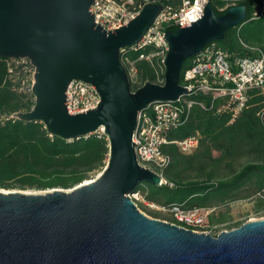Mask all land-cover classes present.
I'll return each mask as SVG.
<instances>
[{
  "label": "water",
  "instance_id": "95a60500",
  "mask_svg": "<svg viewBox=\"0 0 264 264\" xmlns=\"http://www.w3.org/2000/svg\"><path fill=\"white\" fill-rule=\"evenodd\" d=\"M95 0H0V57H29L36 67L35 104L15 116L40 121L72 141L103 130L109 160L94 179L71 190L0 191V264H264V218L217 236L143 213L129 194L163 178L142 166L133 141L138 114L156 100H177L186 61L247 18L246 5L169 29L163 83L133 90L122 51L136 45L163 6L149 3L111 30L90 12ZM74 79L92 83L98 106L70 114L66 91Z\"/></svg>",
  "mask_w": 264,
  "mask_h": 264
},
{
  "label": "built area",
  "instance_id": "2783aa9c",
  "mask_svg": "<svg viewBox=\"0 0 264 264\" xmlns=\"http://www.w3.org/2000/svg\"><path fill=\"white\" fill-rule=\"evenodd\" d=\"M167 1L164 4L160 0H144L140 3L136 0H95L90 12L96 15L97 23L111 30L128 24L147 4H162L163 8L153 26L136 45L124 49L122 53L142 50L139 59L153 61L154 57H158L164 65L169 50L165 37L168 27L190 25L202 18L209 0ZM148 48L150 51L145 52ZM248 51V54L233 59L217 41L208 43L201 52L189 58L190 61L182 69L180 84L188 87V92L177 100H156L139 112L133 135L136 156L142 166L162 176L163 184L168 183L164 171L172 161L164 145L174 143L184 154L192 153L200 145L202 135L199 131L181 139L170 140L168 137L172 131L189 122L195 105L217 116L227 115L230 121H234L250 107L254 96H264V48L250 46ZM6 66V81L11 89L35 101L33 88L36 67L32 60L29 57H7ZM196 95H203L209 101L192 98ZM100 100L97 88L81 79L72 80L66 91L70 114L92 110ZM15 113L6 119H18ZM258 116L264 121V99ZM97 134L101 136L104 132L99 130ZM140 193L136 188L128 196L136 203ZM162 209L171 213L176 219L175 223L180 226L197 232H212L210 219L216 210L214 207L186 208L182 204L171 203Z\"/></svg>",
  "mask_w": 264,
  "mask_h": 264
},
{
  "label": "trees",
  "instance_id": "16d2710c",
  "mask_svg": "<svg viewBox=\"0 0 264 264\" xmlns=\"http://www.w3.org/2000/svg\"><path fill=\"white\" fill-rule=\"evenodd\" d=\"M143 1L136 0L138 3ZM160 1L164 4L168 2ZM210 1L216 14H223L232 7L231 5L221 9L220 1ZM236 5H246L247 18L236 27L228 29L225 37L217 41L233 59L248 54L250 46L264 48V0H239ZM169 29L176 30L178 27L170 26ZM149 51L150 48L145 52ZM142 52V50H128L126 53V57L138 60V82H131L134 90L146 81L163 83L165 79L164 65L156 57L153 61L139 59ZM4 61L5 57H0V112L30 110L35 101L4 85L7 74ZM189 61L190 59L186 63ZM196 98L209 101V98L203 95H196ZM263 99L264 96L261 94L254 96L250 107L245 109L233 123H229L230 117L227 115L217 116L195 105L189 122L172 131L168 136L170 140L181 139L201 130L199 132L210 142L207 154L210 155L212 148H215L224 150L234 158L248 157L250 163L237 172L231 180L218 183L185 182L187 170L185 156L179 152L176 144L171 143L164 145V150L172 158L164 172L168 183L159 186L144 183L142 185L144 190L148 189L151 192V198L163 195L167 202L192 208L202 206L187 207L182 203L192 195L205 196L208 192L213 193L214 196L225 195L252 180H256L258 186L264 187V122L258 116ZM108 157L109 140L104 134L101 136L92 134L89 137L69 141L51 135L40 121L25 122L20 119H10L5 123L0 121V172L16 176L28 174L38 178H43L46 173H53L62 177L64 186L69 187L82 183L94 172L102 169Z\"/></svg>",
  "mask_w": 264,
  "mask_h": 264
},
{
  "label": "rangeland",
  "instance_id": "374dc122",
  "mask_svg": "<svg viewBox=\"0 0 264 264\" xmlns=\"http://www.w3.org/2000/svg\"><path fill=\"white\" fill-rule=\"evenodd\" d=\"M217 1L221 2L220 8L224 9L228 6L236 5L239 0ZM126 53H122V57L124 56L123 62L125 60L124 64L127 66V71L129 73L131 82L136 83L138 82V60H132L131 58L127 59ZM6 58L7 57H5L4 61L5 65ZM156 58L158 61H160L158 57ZM4 85L11 89L9 82L6 81V78ZM192 98L198 100L196 96H193ZM13 113L15 112L8 113V110L1 111L0 121L2 123L7 122V116L12 115ZM234 121H229V123H233ZM198 131L201 130H197V132ZM201 135L203 140L195 151L189 154H184L179 150V152L185 156V160L187 162V170L184 179L185 182L210 181L212 183H218L220 181L231 180L237 172L250 163V159L246 156L234 158L228 155V153L224 150H218L215 148H212L210 155L207 154V149L210 145V142L206 140L205 135L202 133ZM205 155H207V157ZM108 160L109 157L107 159V163ZM107 163L102 169L94 172L83 182L87 180H94L104 170ZM63 183V178L53 173H46L43 175V178H38L29 176L28 174H20L16 176L5 172H0V191L5 192L22 191L28 193H43L53 189L71 190L80 184L78 183L73 186L65 187ZM144 183L149 182H142L138 187L141 192L139 200H136L139 209L148 217L175 223L176 219L173 217V215L162 209L164 206L171 204V202H167L163 195H160L158 198H151V192L148 189L144 190L142 186ZM205 196H198V194L192 195L182 203H184L187 207L192 205H202L216 208L210 219V224H212L211 233L214 236H217L223 230L237 228L249 220L264 218V187L258 186L256 180L245 183L229 194L214 196L213 193L208 192V194Z\"/></svg>",
  "mask_w": 264,
  "mask_h": 264
},
{
  "label": "bare ground",
  "instance_id": "6f19581e",
  "mask_svg": "<svg viewBox=\"0 0 264 264\" xmlns=\"http://www.w3.org/2000/svg\"><path fill=\"white\" fill-rule=\"evenodd\" d=\"M88 181V180H87Z\"/></svg>",
  "mask_w": 264,
  "mask_h": 264
}]
</instances>
